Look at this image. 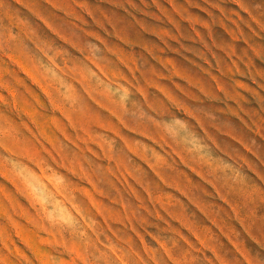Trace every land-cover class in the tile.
<instances>
[{
  "label": "rangeland",
  "instance_id": "rangeland-1",
  "mask_svg": "<svg viewBox=\"0 0 264 264\" xmlns=\"http://www.w3.org/2000/svg\"><path fill=\"white\" fill-rule=\"evenodd\" d=\"M0 264H264V0H0Z\"/></svg>",
  "mask_w": 264,
  "mask_h": 264
},
{
  "label": "clouds",
  "instance_id": "clouds-1",
  "mask_svg": "<svg viewBox=\"0 0 264 264\" xmlns=\"http://www.w3.org/2000/svg\"><path fill=\"white\" fill-rule=\"evenodd\" d=\"M28 166L29 167H34L31 162H28ZM34 170L39 172V169L34 168ZM42 182H43V184L45 185V187L47 188L48 191L53 192L57 196L58 199L62 200V202L64 203V206L69 210L71 215L77 217V219L85 218L84 219V224H85V226H87V224L85 223V221H86V213L83 210H80L78 212L76 210V207H73L74 204L71 202L69 189L67 187L61 185L60 186V191L57 192L56 188H54L53 185L49 181L43 180Z\"/></svg>",
  "mask_w": 264,
  "mask_h": 264
}]
</instances>
